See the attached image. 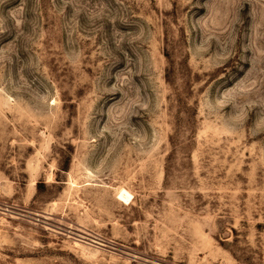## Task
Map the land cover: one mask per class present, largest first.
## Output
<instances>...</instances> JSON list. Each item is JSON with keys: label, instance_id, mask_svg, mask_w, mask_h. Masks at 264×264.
<instances>
[{"label": "rangeland", "instance_id": "1", "mask_svg": "<svg viewBox=\"0 0 264 264\" xmlns=\"http://www.w3.org/2000/svg\"><path fill=\"white\" fill-rule=\"evenodd\" d=\"M0 264H264V0H0Z\"/></svg>", "mask_w": 264, "mask_h": 264}]
</instances>
